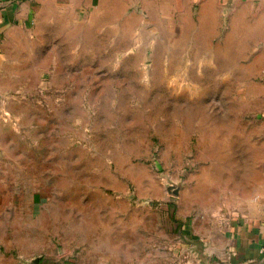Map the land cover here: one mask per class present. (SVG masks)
<instances>
[{
  "label": "rangeland",
  "instance_id": "374dc122",
  "mask_svg": "<svg viewBox=\"0 0 264 264\" xmlns=\"http://www.w3.org/2000/svg\"><path fill=\"white\" fill-rule=\"evenodd\" d=\"M138 1L125 42L26 54L0 91V264H203L205 217L263 177L264 0L199 31Z\"/></svg>",
  "mask_w": 264,
  "mask_h": 264
},
{
  "label": "crops",
  "instance_id": "0c3cea01",
  "mask_svg": "<svg viewBox=\"0 0 264 264\" xmlns=\"http://www.w3.org/2000/svg\"><path fill=\"white\" fill-rule=\"evenodd\" d=\"M139 1L151 16L160 21L163 15L175 22L177 19L189 20L197 13L203 22L190 26L188 24L187 31H193L194 28L199 31L206 20L214 15H221L225 2ZM133 2L134 0H0V91L5 92L10 88L7 83L15 77L14 72L17 77L18 71L27 69L30 60L25 58L26 54L33 55V62L38 68V64L44 63L47 57L60 54V51L58 54L54 52L55 49H60V42H125L126 17H140V13L131 8ZM240 3L245 7L251 4L250 0H233L235 15ZM128 29L137 32L136 37L139 39V25ZM183 37H186V33ZM33 43L36 49H33V53L31 50L27 52L26 46H34ZM14 65L16 69H12ZM39 71L44 72V69L40 68ZM247 169L251 172L250 168H243L248 172ZM261 171L263 177L259 181H255L251 174L247 175L250 178L246 180L241 205L235 206L226 216L218 212L220 215L205 217L203 231L198 234L212 256L208 264H264V169ZM179 264L194 263L182 258Z\"/></svg>",
  "mask_w": 264,
  "mask_h": 264
},
{
  "label": "water",
  "instance_id": "95a60500",
  "mask_svg": "<svg viewBox=\"0 0 264 264\" xmlns=\"http://www.w3.org/2000/svg\"><path fill=\"white\" fill-rule=\"evenodd\" d=\"M197 251L199 253L200 259L203 263L208 264L211 260V254L204 251V248L202 246L197 247Z\"/></svg>",
  "mask_w": 264,
  "mask_h": 264
}]
</instances>
